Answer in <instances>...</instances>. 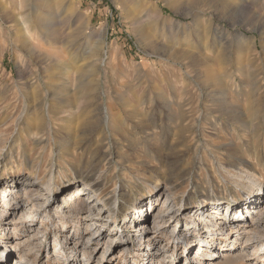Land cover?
I'll list each match as a JSON object with an SVG mask.
<instances>
[{"label": "rangeland", "instance_id": "1", "mask_svg": "<svg viewBox=\"0 0 264 264\" xmlns=\"http://www.w3.org/2000/svg\"><path fill=\"white\" fill-rule=\"evenodd\" d=\"M213 106L225 116L213 121ZM100 155L101 198L129 190L139 203L154 182L174 176L183 202L169 209L179 220L154 234L155 218L168 207L161 181L141 236L133 232L138 223L119 224L117 209L115 224L106 215L94 219L105 233L99 245L84 247L86 257L82 246L59 250L56 240L95 232V217L86 216L96 197L62 196L85 161ZM50 179L52 195L42 186ZM21 180L36 183L42 196L13 192ZM253 180L264 183V0H0V245L7 238L17 246L3 247L0 260L68 264L76 255L78 264H138L144 257L133 250L153 244V264H200L199 245L173 244L179 229L194 227L190 212L207 193L233 196L234 209L241 206L231 214L233 201L219 205L223 219L264 223V205L260 214L242 206ZM20 202L26 217L12 214ZM62 202L70 215L61 216ZM99 204H91L95 214ZM229 220L215 227L219 245L231 241ZM195 226L200 240H211L207 224ZM250 227L252 240L213 264H259L264 247L254 246L264 240V225ZM127 239L126 250H112Z\"/></svg>", "mask_w": 264, "mask_h": 264}, {"label": "bare ground", "instance_id": "2", "mask_svg": "<svg viewBox=\"0 0 264 264\" xmlns=\"http://www.w3.org/2000/svg\"><path fill=\"white\" fill-rule=\"evenodd\" d=\"M211 92L209 93V95L207 94L210 97H212ZM211 104H213V103H211ZM215 104H216V102H215ZM103 112L105 115L106 111H103ZM219 113L221 115L225 116V113H223V110L221 111L219 109H215L214 106H213V108L210 107L207 109V114H208L207 116H210L213 121H216L219 119V116H218ZM83 114H84V112H83ZM103 120H104V123L107 122V116L106 115H105V118ZM104 161H106V155H102V156L100 155L97 158L93 157L92 159L87 160V162L85 161L86 166L84 165L83 167L79 168V170H77L76 178L73 179L72 184L68 187L63 188V189H66V188L72 187V190H70L67 194L62 196V197H64V200L69 201V200H72L73 198L74 199L77 198V196H79V195H81V197L85 196V195H87V192H89V194L92 193L93 197H96L95 200L98 201V203H100L99 205L103 207V210L102 211L100 210L98 213L95 214L93 211L94 207L91 206V204L95 201V200H93L90 202L91 204L89 205V214H87L86 217H88V218H90V216L95 217V218H91V220H94V219H101V217L106 215V218L113 220V223L115 224V223H117L118 220L115 219L114 217L117 215V209H119V211L123 215V218L121 219L122 221L119 224L121 225L123 223L125 225L127 222L138 223L134 226L133 232L135 233V235L141 236L143 234V231L145 230L147 222H149V217L153 214L152 212L149 214V209L151 210V208L155 206V202H153V196L155 195L156 190L159 188L161 181H164V184H166V187H167L165 193L167 194L168 197H170L172 199L170 200L167 197L164 200L168 207H167V210L163 211L164 213H160L159 216L155 218L156 219L155 225H157L156 226L157 228L154 229L155 230L154 234L158 233V231L156 229H159L160 226H164V224L170 223L174 219H175V221L179 220L178 215L177 216L174 215L173 214L174 212L172 213L171 212L172 210L169 209L170 208L169 203L170 204L174 203V205L177 206V205H182V202H183L182 199H180L179 197H176V193H177L176 189H177V182H178L177 178L175 179L174 176H168L167 175L166 177L164 176L163 179H160V180L154 182L153 185L148 190L149 194L147 196H145L144 201L142 200L139 203H137L136 200L132 199V193L129 190H124V192H121L119 194L113 193L110 196H107L106 198L105 197L101 198L100 197L101 196L100 191H101L102 185L98 184L97 182L95 184V179H96L95 177L98 175L97 166ZM239 162L243 164V160L240 159ZM77 182H80L78 187L75 186L77 184ZM251 182H252L251 186L249 187L248 192L244 196V200H245L246 196H249L250 201L246 202V203H248V204L245 203L246 205L242 204V206L244 207L245 211L250 212V213H256V210L260 207H263V205H264V183L263 184L258 183L255 180H253ZM37 186L38 185H36V183H34L30 180H24V181L21 180L20 182H16L14 184L13 188H15V189L13 190V192L17 193V192H19L20 188H23L27 194L35 191V193L37 195L42 196V194H41L42 190H39V188ZM42 186L45 187V189H43V190H47L49 195L53 194L52 179L44 181ZM63 189H62V191H63ZM149 199H151V200H149ZM119 200H121L122 202H125V204H123V205L120 204ZM201 200H202V203L199 206V208L196 209L194 207L192 209V211L190 212V215H189V218H192V221H193L192 224H194V227H193V225L192 226L189 225L188 230H186V231L185 230L181 231L179 229V231L177 233V238H175V241L173 242V244L176 245L177 249H178L181 242L184 244L183 249L184 248L185 249L186 248L187 249L193 248V250H195L196 245H199V248L196 252V256L199 258L200 264H213L217 259L226 258L228 255H230V253H232L230 251H236L239 249V247H236L234 245L235 243L241 242L242 244H246L247 242L252 240L251 239L252 237L250 238L251 234H249V233L255 234L256 229L255 228L251 229L250 226L257 225V227H262L264 225V223H262L261 221H255V223H252V225H249V217L247 218L246 221L245 220H242V221L236 220L235 221V218H232L230 215L232 214L233 211L240 210L241 206L234 209V206L238 205L237 204L238 202L233 196H229V195L223 196L222 194L207 193V195L203 194L201 196ZM13 201H17V198H14ZM229 201H233V203H234L233 207H231L232 208L230 211L231 214L230 213H229L230 215L228 214L230 220L227 219V217H225L223 219V217H222L223 214H222V212H220L221 209H218L219 205L224 204V203H228ZM46 203H49V202L41 203V206H40L41 209L44 207V205ZM64 203L65 202L61 203L63 205L62 207H64V211L62 212L61 216H65L66 214L70 215L71 212H67L66 209L67 208L70 209L72 207H69L68 204H64ZM5 205H6V207L11 206V201L5 202ZM18 205H19L18 207L11 209L13 211L12 214L13 215L16 214V216L18 217L17 212L22 211L21 214H23V217H26V214H24V211H26V205L23 202H20ZM50 205H51V203H50ZM250 206H254V208H250ZM229 209H230V207H229ZM81 210H82V208L74 211L73 216L78 217L80 215ZM154 210H155V208H154ZM43 211L47 212L46 209H43ZM193 212H194V215H191ZM0 214H1V212H0ZM28 214L29 213L27 212V215ZM256 214H260V211L257 212ZM31 215L32 214H30V216ZM30 216L28 215L27 218H30ZM128 216L133 217L134 220L131 218H130V220L126 219ZM23 217L21 216V218H23ZM158 220H160V221L158 222ZM228 220H229V223L231 225L229 226L230 229L228 230L227 234H232V236L229 238V239H231V241H230V243H225V244L219 245V241L221 240V236L216 235L214 233L217 232L218 230H220L221 228L215 229V227L217 228V226L219 225V221H222L221 224L226 225L228 223ZM2 221L3 220H1V222H0V229L1 230H2L3 225H4L2 223ZM203 223L207 224V226H206L207 231L205 233L209 236V238L211 240H204V239L200 240V238H202L203 236L200 235L201 232H200V230H197V227L195 225H198L200 228V225ZM95 224H96V227L93 230L95 232L91 236H87V235L84 236L83 234H81L79 236H77L76 234L73 236H67L66 235L63 237L64 239H66V240H64L65 243L62 244L59 240H56L55 248L60 247L59 250H61L62 246L64 248H66L67 246H69V247L71 246L72 248L67 247V250L71 249V254H73L74 251H76L78 248H80L82 246L83 247L82 253L86 257L87 252H86V249H84V247L88 248V246L91 244L92 241H95L96 244L99 245V240L101 239L100 237L103 236L105 233V232H102L103 230L101 231V227H104V224H102V223L98 224L97 221H95ZM240 226H242V228L238 229V227H240ZM213 227H214V229H213ZM15 229H16V226H15ZM209 231H210V233H208ZM99 232H101V233L99 234ZM188 234L192 235L193 237L191 236L190 239L186 240V238H188ZM233 236H235V237H233ZM5 239H7V238H4V239L1 238V240H2L1 241L2 244L0 245L1 246V248H0V254L1 255H4V253H5V250L2 251L3 247H5V249L10 247L11 250L13 248L17 247V246H12V244H10V246H7L8 245L6 242L7 240H5ZM156 239H157V237L154 239V241ZM169 239L171 240L172 236ZM150 240H153V237H151L149 239V241ZM197 241H199V243L196 244ZM129 243H130L129 239H127L125 241L118 242L114 246L116 248H113L112 250H117L119 248L122 250H126ZM188 243H189V246L187 245ZM242 244H240V245H242ZM152 245L153 244H150L147 247H144L143 250H140V249L133 250V252H134L133 254L136 255L137 257L139 254H142V257H144L143 260H141L142 262L140 261V263H138V264H153V261L156 257V254H155L156 249L154 248L155 249L154 250ZM168 247H169V245L166 244L164 247L159 249V252L162 253L160 257L166 255L169 252ZM260 247H264V240L260 239V241H257L255 243V246H254L255 249L260 248ZM216 248H218L219 250L222 249L220 251V253L217 255L212 252ZM110 254H112V252H110ZM143 254H147V257H146V255H143ZM71 256H72L71 258L68 257V260L71 259V261H70L71 263H68V264H75V263L78 264L80 262V261H78L76 255H74V256L71 255ZM7 257H8V259L5 261L0 260V264H6V262L9 261L11 258L10 255ZM184 259L188 260L187 256L184 255ZM260 259L261 260L258 263L264 264V257H262ZM88 260H90V259L88 258ZM82 261H84V260H82ZM101 262L102 261H99V264H101ZM15 264H29V263L26 262L23 259V257H21L19 255V260H17L15 262ZM112 264H114V262H112ZM163 264H171V262L167 261V262H164Z\"/></svg>", "mask_w": 264, "mask_h": 264}]
</instances>
